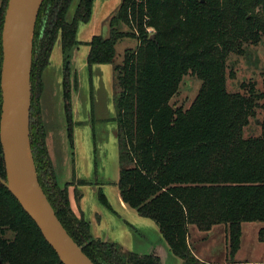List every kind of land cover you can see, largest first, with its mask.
<instances>
[{"label": "trees", "instance_id": "1", "mask_svg": "<svg viewBox=\"0 0 264 264\" xmlns=\"http://www.w3.org/2000/svg\"><path fill=\"white\" fill-rule=\"evenodd\" d=\"M72 2L43 0L35 25L30 139L40 183L66 230L96 264H163L156 253L139 254L95 239L88 221L71 209L67 185L57 182L40 96L42 72L60 41L72 137L71 99L77 77L72 73L71 50L79 44V25L91 19L94 0H79L73 20L68 21ZM7 4L8 0H1L0 74ZM109 30V36L94 35L90 40L89 66L115 63L116 44L124 37L139 42L135 49L126 50L122 63L115 64L118 187L123 200L158 224L171 252L183 264H214L196 256L192 236L225 227L227 264H236L243 223H264V129L258 136L245 135L264 93L247 83H242L245 93L228 90V76L234 75L228 74V58L243 54L247 45L262 39L264 0H122ZM189 72L202 84L185 109L171 100ZM1 104L0 91V109ZM2 152L0 143V176L6 179ZM258 236L264 242V225ZM0 262L63 264L1 182Z\"/></svg>", "mask_w": 264, "mask_h": 264}, {"label": "crops", "instance_id": "2", "mask_svg": "<svg viewBox=\"0 0 264 264\" xmlns=\"http://www.w3.org/2000/svg\"><path fill=\"white\" fill-rule=\"evenodd\" d=\"M121 3L122 0H94L91 19L87 23L79 25L77 32L79 44L71 50L72 73L74 70L77 71L80 66L83 67L84 64L89 66L87 58L90 51V40L94 35H105L104 31L108 30L109 21L118 12ZM63 65L62 46L58 41L51 54L49 64L42 72L43 90L40 96V107L46 128L47 147L56 179L61 187L67 185L71 209L79 218L88 221L95 239L115 242L125 250L139 254L156 253L163 264H183V260L171 252L158 224L150 218L141 216L135 208L129 206L123 200L119 187H116L117 191L110 188L113 180L118 182L120 169L118 168L113 180L103 176L96 169L94 156L90 154L92 149L85 147L83 136L82 142L80 140L81 131L72 127L71 137L69 122L68 127L62 124L65 117ZM106 66H111L112 70L115 68L114 63L94 64L90 66L93 68L91 72H98ZM75 93L72 95L71 104L72 100L77 98ZM74 118L79 121L80 115L75 109H72L73 123ZM83 134L84 132H82ZM134 212L137 215L135 218L144 224H152L151 226L156 228L157 240L155 242L150 240L145 231L137 227H133L134 231H131L123 224L125 221L123 213L130 214L134 218ZM138 220L136 223H139ZM263 225L264 223L256 228L258 244L252 249L251 258H248L246 251L245 232L242 225L241 247L234 257L236 264H264V242L260 241L258 236ZM217 233L223 234V245L220 247L217 242ZM192 237L200 242L199 246H195L191 241V247L202 261L214 264H227L230 261L228 232L225 227L216 226L206 233L197 231Z\"/></svg>", "mask_w": 264, "mask_h": 264}, {"label": "water", "instance_id": "3", "mask_svg": "<svg viewBox=\"0 0 264 264\" xmlns=\"http://www.w3.org/2000/svg\"><path fill=\"white\" fill-rule=\"evenodd\" d=\"M42 2L43 0H8L4 16L0 143L6 179L0 176V182L35 221L63 264H96L57 216L40 183L33 156L30 139L31 78L35 25Z\"/></svg>", "mask_w": 264, "mask_h": 264}, {"label": "rangeland", "instance_id": "4", "mask_svg": "<svg viewBox=\"0 0 264 264\" xmlns=\"http://www.w3.org/2000/svg\"><path fill=\"white\" fill-rule=\"evenodd\" d=\"M77 3L78 0H73L71 4L67 14V19L69 21L73 20V13ZM122 28L124 30H130V27L127 25H123ZM104 32V36H109V28ZM134 32L136 33V31ZM138 43L136 37H124L120 39L116 44L114 65L122 63L126 50L135 49ZM92 69V67L84 64L83 67L80 66L77 69L78 72L76 70L73 71V75L76 74L77 77V84L72 88V95L76 92L75 97L77 96V98L72 100V109H75L80 115L79 121H76L74 118L73 127L81 131L80 140L82 142L83 136L85 147H90L92 149L93 154L92 152L90 154L94 156L96 169L106 178L113 180L112 178L116 175L118 168L120 169V149L115 107V95L117 92L116 71L115 68L112 70L111 66H106V68L98 72H91ZM231 71L234 72L233 76L229 74ZM228 74V90L245 93L247 89L242 87V83H247L248 86L249 84L253 85L258 92L264 93V35L258 43L247 45L243 54L232 53L229 56ZM73 79L74 76H72V80ZM201 84L202 81L189 72L184 76L179 91L172 98L171 102L175 106H182L185 109L189 108L196 98ZM259 105L260 106L256 109V115L251 117V122L246 127V136H258L263 132L264 98L260 99ZM64 114L65 117L62 124L68 127L65 101ZM82 132H84L83 135ZM116 187H118V182L113 180L110 188L117 191ZM111 195L113 196V194ZM135 213L136 212H134V218L130 214L123 213V218L125 219L123 224L131 231H134L133 227L145 231L150 240L155 242L157 240L156 228L151 226L152 224L147 225V223H142L135 218L137 217ZM136 220H138L139 223H136ZM262 224V222H246L243 224L248 258H251L252 249L258 244L256 228ZM8 236H12V233L9 232ZM217 242L219 247L223 245V234L217 233ZM194 244L195 246H199L200 242L194 239Z\"/></svg>", "mask_w": 264, "mask_h": 264}, {"label": "bare ground", "instance_id": "5", "mask_svg": "<svg viewBox=\"0 0 264 264\" xmlns=\"http://www.w3.org/2000/svg\"><path fill=\"white\" fill-rule=\"evenodd\" d=\"M29 21H31V19H29ZM27 38H28V40H29V38H30V34L28 35V37H27Z\"/></svg>", "mask_w": 264, "mask_h": 264}]
</instances>
